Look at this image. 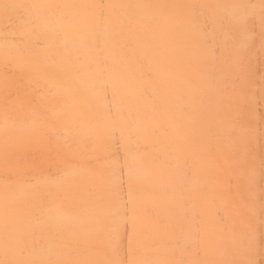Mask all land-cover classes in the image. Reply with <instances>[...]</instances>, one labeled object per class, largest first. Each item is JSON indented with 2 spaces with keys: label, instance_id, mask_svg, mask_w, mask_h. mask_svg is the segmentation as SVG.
<instances>
[{
  "label": "bare ground",
  "instance_id": "6f19581e",
  "mask_svg": "<svg viewBox=\"0 0 264 264\" xmlns=\"http://www.w3.org/2000/svg\"><path fill=\"white\" fill-rule=\"evenodd\" d=\"M0 264H264V0H0Z\"/></svg>",
  "mask_w": 264,
  "mask_h": 264
}]
</instances>
